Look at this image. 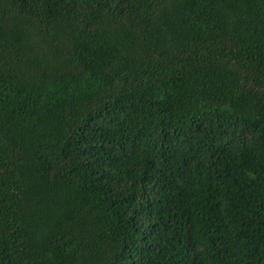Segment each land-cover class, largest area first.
Returning a JSON list of instances; mask_svg holds the SVG:
<instances>
[{
    "label": "trees",
    "instance_id": "1",
    "mask_svg": "<svg viewBox=\"0 0 264 264\" xmlns=\"http://www.w3.org/2000/svg\"><path fill=\"white\" fill-rule=\"evenodd\" d=\"M0 264H264V0H0Z\"/></svg>",
    "mask_w": 264,
    "mask_h": 264
}]
</instances>
